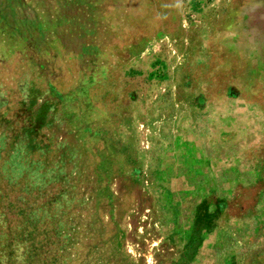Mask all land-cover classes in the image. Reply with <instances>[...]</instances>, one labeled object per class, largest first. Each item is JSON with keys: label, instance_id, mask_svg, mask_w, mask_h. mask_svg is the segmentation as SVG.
Returning <instances> with one entry per match:
<instances>
[{"label": "rangeland", "instance_id": "obj_1", "mask_svg": "<svg viewBox=\"0 0 264 264\" xmlns=\"http://www.w3.org/2000/svg\"><path fill=\"white\" fill-rule=\"evenodd\" d=\"M0 264H264V0H0Z\"/></svg>", "mask_w": 264, "mask_h": 264}]
</instances>
